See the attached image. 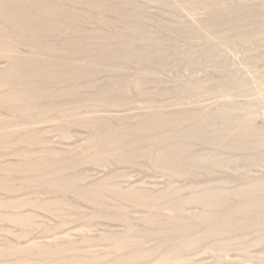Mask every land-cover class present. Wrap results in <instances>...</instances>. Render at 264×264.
Returning a JSON list of instances; mask_svg holds the SVG:
<instances>
[{"label":"rangeland","instance_id":"1","mask_svg":"<svg viewBox=\"0 0 264 264\" xmlns=\"http://www.w3.org/2000/svg\"><path fill=\"white\" fill-rule=\"evenodd\" d=\"M0 75V264H264V225L164 243L146 221L264 181V0H0Z\"/></svg>","mask_w":264,"mask_h":264},{"label":"bare ground","instance_id":"2","mask_svg":"<svg viewBox=\"0 0 264 264\" xmlns=\"http://www.w3.org/2000/svg\"><path fill=\"white\" fill-rule=\"evenodd\" d=\"M36 63H41V62H38L34 60V58L29 57L28 59H24L23 61L14 63V68H11L7 72H10L11 73L10 75H14L12 72H17V73L19 72V80L21 84L20 86L26 84L31 85L29 78L31 75L33 76L32 73L33 70L28 72H22V71L24 70L23 68L29 69L31 65H34ZM39 65L41 69H45L47 67L41 64ZM6 84L7 85L10 84L8 77L4 79L1 77L0 87L5 86ZM254 135L255 132H250L248 134V136L251 138H253ZM230 148L233 149V147L231 146ZM169 151L170 150L159 152L156 161H158L159 164H163V166L174 167V169L176 170H182L180 168H183L187 165L189 166L194 165L195 160L198 158L192 156L190 157V159H188L191 160V162L188 160L183 161L178 157V155L174 154V152H169ZM209 159L212 161L214 160V158L211 157ZM219 163L221 164V162ZM219 163H217V165H220ZM202 188L203 190L201 191L193 190L195 194L193 193L194 195L189 197H183L178 199L172 197L171 200H167V201H163L156 198L154 199V201H151L149 203L148 207H151L152 211L154 212V215L147 218L146 221L149 224H151L154 230L156 231L162 230L165 233H167L166 241H164V243L169 242L172 238L175 240L176 239L175 238L176 236H174L175 234L188 235L190 231H194L196 229L203 231L205 235H208L207 233H211L218 238L223 231L231 233L234 231L253 230L258 228L259 226L264 225V220L260 219V217H264V193L258 194L260 191H263L264 189V181L255 182L253 185L247 186L246 187L247 189L244 187L225 189L223 194L220 193V191H218L219 188H217V186H208L204 184ZM239 191H244V192L239 193ZM229 195H235V196L245 195L247 198H244L242 202H239L237 204H233V205L229 204V208L227 207V209L221 210V208L227 204V197ZM98 196L100 195L98 194ZM217 199L219 201H217ZM147 201H148L147 199H144V200L135 201V203L145 204V202ZM196 204H201L203 206L202 209L203 208L204 209L199 214L195 215L193 219L189 218L187 215H185L186 213H184L183 209L186 206L196 205ZM210 207H212L213 211H210L209 209ZM162 208L172 209L176 215L178 214L177 216H175V220L179 221L181 224L180 223L177 225L175 223L173 224L171 219H169V216L159 214L160 209ZM248 215L249 218L246 220L245 217ZM161 217L162 219H160ZM202 236L201 234L195 236L197 237V239L195 238V241L200 239ZM126 241L127 239H125V242ZM125 242H122L120 245L124 244ZM219 242L220 241L217 240L215 243L220 245ZM130 244H133L134 247H137L139 245V244L136 245V240L132 241V243Z\"/></svg>","mask_w":264,"mask_h":264}]
</instances>
